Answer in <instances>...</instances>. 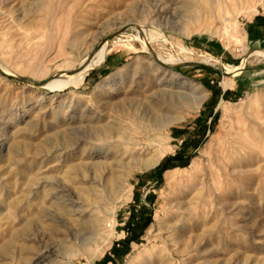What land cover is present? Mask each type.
<instances>
[{"label": "rangeland", "instance_id": "rangeland-1", "mask_svg": "<svg viewBox=\"0 0 264 264\" xmlns=\"http://www.w3.org/2000/svg\"><path fill=\"white\" fill-rule=\"evenodd\" d=\"M0 5V264H29L39 253L40 264H264V31L256 27L264 0ZM123 23L132 24L79 89L49 93L9 76L46 81L95 54ZM143 26L162 33L163 46H145ZM150 48L211 58L216 68L247 58L246 70L173 71ZM161 118L174 122L161 128ZM236 128L256 129L258 147L229 152L215 171ZM138 137L165 151L153 168L143 163L151 152L127 144ZM98 217L111 227L83 228Z\"/></svg>", "mask_w": 264, "mask_h": 264}, {"label": "bare ground", "instance_id": "bare-ground-1", "mask_svg": "<svg viewBox=\"0 0 264 264\" xmlns=\"http://www.w3.org/2000/svg\"><path fill=\"white\" fill-rule=\"evenodd\" d=\"M9 0H1L0 1V4H5L6 2H8ZM1 6V5H0ZM221 6V5H220ZM16 12V11H15ZM13 13H14V11H13ZM15 14V13H14ZM15 16V15H14ZM16 21H17V19H16ZM32 24V22H29L28 23V25H26V26H21L20 24H18V26L20 27V28H25V29H29L28 28V26H30ZM130 24H132V23H128V24H126V23H123V24H121L120 26H119V28H122V27H126L127 25H130ZM136 25H138L137 23H135ZM140 26H142L141 24H140ZM144 28H142V31L144 32V34H145V36H146V39L145 40H143V39H141L143 42H144V45L145 46H147V45H151V44H153L154 42H163L164 43V41H166V40H164V39H162V33H159V32H156V31H154V30H149V29H147V28H145V26H143ZM141 31V30H140ZM218 31V30H217ZM136 32V31H135ZM226 33H228V30L226 29V31H225ZM140 33V32H139ZM229 35V34H228ZM164 37V36H163ZM117 38V37H116ZM132 39H134L133 37H132ZM131 39V40H132ZM167 39V38H166ZM131 40H129V41H131ZM104 40H102L101 42H100V44H99V48H98V50H97V52L95 53V54H93L92 56L91 55H89V56H85L86 58H84V59H82L81 61L79 60V63L74 67H70V68H66V69H63V70H60V73H62V76H60V77H58V78H54V79H52L53 81L52 82H47L44 86H41L40 88H42L43 90H46V91H48L49 93H57V92H60V91H64V90H66V89H79L84 83H85V81H86V77H87V75L89 74V72H90V69L91 68H93V67H96V66H98L103 60H104V58L107 56V54H108V52L110 51L109 49H108V46H109V41L108 42H103ZM113 41V40H112ZM138 41V40H137ZM141 41V42H142ZM120 42H123V40H118V42H114V44L116 45V44H118V43H120ZM166 43V42H165ZM113 43H112V45H114ZM162 44V43H161ZM129 45H130V43H129ZM128 45V46H129ZM132 46V45H131ZM131 46H130V48H131ZM162 46H163V44H162ZM145 48V47H144ZM180 50L181 51H184V50H186V48L185 47H183V46H181V48H180ZM91 54V53H90ZM157 57H158V59L161 61V62H163L165 65H168V66H175V65H179V64H182V63H187V62H194L193 60H192V58H188V56H184V58H179V57H176V56H174V55H170L169 54V56L167 57H165V56H163L162 54H160V53H158L157 55H156ZM264 56V55H263ZM205 57H207V56H205ZM195 59V58H194ZM213 59V58H212ZM212 60H211V58H206V59H204V60H201V62L202 63H206V64H209V65H213L212 64V62H211ZM217 62V61H216ZM249 63V62H248ZM159 64V63H158ZM247 64V63H246ZM160 65V64H159ZM160 66H162V65H160ZM224 67V66H223ZM3 68H4V71H6L8 74H11V72H10V70H8L6 67H4L3 66ZM242 69H244V67H243V65L242 66H239V67H226L225 68V71L227 72V73H231L232 74V77H235V76H237V75H239L241 72H242ZM70 72V74H66V73H69ZM233 81H234V79L233 78H231V79H229V78H226V80L224 81V83H223V86H225L226 88H228V86L229 85H231L232 83H233ZM232 82V83H231ZM235 82V81H234ZM181 87H183V86H181ZM198 87V86H197ZM230 87V86H229ZM231 87H232V85H231ZM197 90V92L198 91H201V89L200 88H197L196 89ZM195 90V91H196ZM194 93H196V92H194ZM202 93H203V91H202ZM200 94V93H199ZM198 94V95H199ZM170 95V94H169ZM200 96V95H199ZM206 96V95H205ZM194 97V96H193ZM198 99H199V102H197L196 100V102H197V104H199V105H201L202 104V102L205 100V97H204V95L203 96H201V97H197ZM172 99V98H171ZM193 99V98H192ZM194 101V100H193ZM192 101V102H193ZM195 102V103H196ZM166 103V102H165ZM168 103H169V101H168ZM194 103V102H193ZM222 105H224V104H222ZM163 117H165V116H163ZM169 117V116H168ZM167 117V118H168ZM170 118V117H169ZM162 119V118H161ZM164 119V118H163ZM162 119V120H163ZM171 119V118H170ZM170 119H167L166 120V118L164 119V120H166V121H163L162 122V126H161V128L162 127H167V126H169V125H171L174 121H169ZM154 122H157V121H154ZM159 126V125H158ZM157 128V127H156ZM160 129V128H159ZM149 133V132H148ZM256 133H257V130L256 129H252V128H248V129H245V128H236L234 131H231V132H229V138H228V140H227V142H228V148L226 147L225 149H223V155H222V158H221V161L219 160V164H220V166L219 165H216V166H214V168H215V171H219L220 169H221V166H223V167H225L226 165H225V162H224V160L226 159V157L228 156V153L230 152H233V154H237V153H242L243 151H246V150H252L255 146H257L258 147V141L253 137L254 135H256ZM146 134H147V132H146ZM142 135H144V133H142ZM93 137V136H92ZM143 137V136H142ZM142 137H138V139L136 140V142H130V141H128L127 142V144H134L135 143V145H138V146H141V148L139 147L138 149L140 150H147V151H149V152H151V158L150 159H147V162L145 163V161L143 162L144 163V165H145V168H153L155 165H157L158 163H160V161H161V159L163 158V157H165L164 156V154H165V151L163 150V149H161V147H160V145L159 144H157V143H154L153 141H154V139H141ZM230 139V140H229ZM79 141L80 142H82V141H85V139L84 138H80L79 139ZM95 141V140H94ZM90 143V142H89ZM138 146H136V147H138ZM92 149V148H91ZM140 150V151H141ZM232 157V156H231ZM237 157V156H236ZM107 163V162H106ZM128 163H124L123 165H119L120 167H125L126 165H127ZM83 164H81V166H82ZM76 166V165H75ZM85 166V165H84ZM102 167V166H101ZM142 167V166H141ZM77 168V167H76ZM75 169V168H74ZM107 169V168H106ZM143 169V168H142ZM85 170V169H84ZM147 170V169H146ZM176 171H177V169H175V170H172V171H170L168 174H167V177H168V179H171L173 176H174V174L176 173ZM84 175V174H83ZM218 177V176H217ZM215 180H217L218 178H214ZM86 180V179H85ZM95 180V179H94ZM113 181V180H112ZM45 182V181H44ZM57 185H59V184H57ZM59 186H61V185H59ZM58 187V186H57ZM64 187V186H63ZM61 189V188H60ZM59 189V190H60ZM64 189V188H63ZM67 190V189H66ZM66 190L64 189V191L66 192ZM86 190V189H85ZM84 190V191H85ZM95 190V189H94ZM64 192V193H65ZM88 193H90V192H88ZM75 194V193H74ZM68 196H69V199L67 198V199H65L64 201H66V202H68L67 204H68V206H73V207H75V205H74V203L76 202V203H79V202H77V200H75L74 199V197H75V195H74V197H73V194L72 193H68ZM126 196V195H125ZM65 197V196H64ZM81 197V196H80ZM63 201V200H62ZM69 201H72V202H69ZM80 201V200H79ZM67 206V205H66ZM66 210V209H65ZM72 209L70 208V210L69 211H71ZM72 213H74V215H80V217L81 216H83L84 215V213H85V211H82V210H79V209H75V210H73V211H71ZM106 212V211H105ZM110 213V212H109ZM67 214V213H66ZM106 215V214H105ZM90 216V215H89ZM71 217V216H70ZM91 217V216H90ZM76 219V218H75ZM80 219V218H79ZM97 219V218H96ZM106 219H108V218H106ZM110 219V218H109ZM112 220V219H111ZM111 220H109V221H111ZM93 221V220H92ZM109 221H107V223L106 224H103V219L102 218H100V217H98V220H97V222L95 221L94 223L92 222H90V223H87V222H81L82 223V226H83V228H87V227H91V225L92 226H100V227H102V226H106V228L107 227H111V223H109ZM105 222V221H104ZM105 229V228H104ZM87 230H89V229H87ZM106 230V229H105ZM104 231V230H103ZM91 232V231H90ZM97 232V231H96ZM43 259H45L44 258V253H39L38 255H36V257L35 258H33L32 260H31V262L29 263V264H40L42 261H43ZM27 264H28V262H26Z\"/></svg>", "mask_w": 264, "mask_h": 264}, {"label": "water", "instance_id": "water-1", "mask_svg": "<svg viewBox=\"0 0 264 264\" xmlns=\"http://www.w3.org/2000/svg\"><path fill=\"white\" fill-rule=\"evenodd\" d=\"M128 29V27H123L121 28L119 31L117 32H114V33H111L109 34L108 36L105 37L104 41L103 42H108V41H111L113 38H115L117 35L125 32L126 30ZM151 49V48H150ZM151 53L153 55V59L155 60V62L159 63L160 65H162L163 67L165 68H168V69H171L173 71H176L177 69L181 68V67H186V66H197V67H203V68H208V69H212V70H216L218 71L219 73L221 74H224V75H229V76H232L231 73H227L225 71V67H220V68H216L215 66L213 65H209V64H206V63H202V62H187V63H182V64H179V65H175V66H168V65H165L163 62H161L158 57L155 55L154 51L151 49ZM93 55V53L91 54V56ZM247 58L243 60L242 62V65L244 67V69H242V72L245 71V62H246ZM66 74H70L69 73H66ZM10 77H13V78H17V79H20V80H24V81H29L31 83H33L35 86L37 87H41V86H44L47 82H49L50 80L54 79V78H58L60 76H62V73H57L56 75H54L53 77H51L50 79L46 80V81H36V80H33V79H28V78H18L16 77L15 75H9Z\"/></svg>", "mask_w": 264, "mask_h": 264}, {"label": "crops", "instance_id": "crops-1", "mask_svg": "<svg viewBox=\"0 0 264 264\" xmlns=\"http://www.w3.org/2000/svg\"><path fill=\"white\" fill-rule=\"evenodd\" d=\"M257 25H256V27L258 28V30L260 31V32H263L264 31V22H262V23H256ZM242 73V72H241ZM240 73V74H241ZM239 74V75H240Z\"/></svg>", "mask_w": 264, "mask_h": 264}, {"label": "trees", "instance_id": "trees-1", "mask_svg": "<svg viewBox=\"0 0 264 264\" xmlns=\"http://www.w3.org/2000/svg\"><path fill=\"white\" fill-rule=\"evenodd\" d=\"M167 166H165V168H166ZM172 167H174V166H172ZM129 225H130V223H129ZM136 226V225H135ZM134 240H136V238L135 237H128L127 239H126V241H134Z\"/></svg>", "mask_w": 264, "mask_h": 264}]
</instances>
